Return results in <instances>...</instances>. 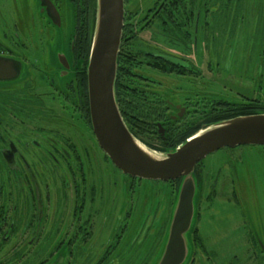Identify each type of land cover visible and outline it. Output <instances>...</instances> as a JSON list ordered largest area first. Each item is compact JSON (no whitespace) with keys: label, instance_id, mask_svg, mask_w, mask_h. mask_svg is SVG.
Listing matches in <instances>:
<instances>
[{"label":"flooded vegetation","instance_id":"1","mask_svg":"<svg viewBox=\"0 0 264 264\" xmlns=\"http://www.w3.org/2000/svg\"><path fill=\"white\" fill-rule=\"evenodd\" d=\"M67 1L72 12L66 18L60 12L59 0H0V57L20 62L16 80L0 81V252L2 247L12 242L9 236L20 232L18 243L11 246L10 252L0 255V264H81V255H84L81 262L90 264L93 256L84 254L87 245L94 243L99 231L101 233L110 227V233L104 242L105 253L99 255L95 264L104 263L108 259L106 254H111L124 235L126 224L120 226L118 223L115 227L114 221L118 222V218L109 221L110 215L107 212L102 215L103 224L97 222L99 211L96 208L95 184L92 181L86 183L76 144L65 137L59 123L52 122L59 114L49 107V94L42 92L35 96L31 92L33 87L28 84L30 73L38 72L47 78V81L40 83L48 88L58 89L57 92L62 95H66L71 86L76 88L74 93L78 97L73 112L87 122L92 132L86 67L81 63L82 49L78 39V36H88L89 33H80L76 26L77 22H88V13L83 16V20L80 11L83 0ZM84 1L87 4L88 0ZM182 2L184 1L171 0L166 4L163 0L157 1L155 16L160 23H166L163 19L167 17V9L170 7L173 36H157L155 49L133 47V52L140 55L138 61L130 55L131 51H127L126 65L138 76L137 90L143 96L139 98L138 105L129 104L131 111L141 112V117L135 119V115L128 112L126 119L122 117V120L143 145L152 143V139L159 144V138L168 132L186 133L195 128V132H198L219 118H233L237 114L264 110V105L256 97V88L253 90L252 83L249 82L252 77L247 80L246 71L242 68L241 77L237 75L240 71L238 59L244 55L245 45H252V36H255H242V19L244 16L250 17L247 11L242 14V0H202L195 12L193 0L186 4ZM49 3L57 12L59 26L54 23L55 15L53 14L54 20L51 17ZM253 13L256 16L255 11H250L249 14ZM199 21L201 36L198 33ZM244 21L250 27V21ZM63 23V29L70 27L67 53L57 54L55 57V53L48 55L46 52L47 62L50 64L52 59L56 70L46 72L41 66L31 61L29 63L27 58L36 55L29 54L30 47L27 43V36H31L33 41L34 27L42 29L37 36H49L50 27L55 30ZM40 40L42 39L38 40L40 52H44V41ZM125 44L129 49L132 48L129 42ZM190 54L195 57L196 63L189 59ZM41 56L45 55L42 53ZM59 57L65 59L66 66L59 62ZM163 58H171L181 64H173ZM143 67L161 77L189 84L191 92L193 93V89L197 92L190 98H184L182 102H173L169 93L163 94L161 90L147 92L146 88L153 86L156 81L135 73ZM163 68L167 71H163ZM261 71L264 79V70ZM243 76L245 79L242 81ZM200 83L207 94L216 87L223 95H207L193 102L191 99L199 95ZM17 84V88H12ZM158 85L160 87L161 83ZM162 102L166 108L164 112L161 109ZM200 103H203L202 110L195 106ZM103 155L107 158L104 153ZM109 163L112 165L110 161ZM198 166L194 169V176L196 175L197 183L200 184ZM230 166L234 170V165ZM111 169L123 175L115 167ZM68 175L71 181L68 180ZM123 176L128 185L142 181ZM221 183L235 184L237 180L228 176ZM123 190L124 188L122 192ZM121 211L122 208L119 216ZM257 243L264 253L262 244Z\"/></svg>","mask_w":264,"mask_h":264},{"label":"rangeland","instance_id":"2","mask_svg":"<svg viewBox=\"0 0 264 264\" xmlns=\"http://www.w3.org/2000/svg\"><path fill=\"white\" fill-rule=\"evenodd\" d=\"M124 1L125 23L131 30L127 36H134L129 42L132 46L130 50H133V47L155 49L157 36H173L169 18L170 7H167V17H163L166 23H160L155 16L158 0ZM163 1L168 4L171 0ZM183 1L182 3L186 4L189 0ZM193 1V11L195 12L197 7L201 6L202 0ZM242 2L244 7L242 14L244 15L247 11L251 17L244 16L242 19V36H246V34H255V36H252V45L246 44L243 50L244 55L238 59L237 66H240V71L237 75L239 78L241 77L242 68L244 72L246 71L247 80L252 77V82L249 80L252 83V89L256 88V97L260 104L264 105V79L260 73L261 70H264L262 1L242 0ZM58 4L63 17L67 18L71 15V6L67 0H59ZM80 11H82V17L86 12L88 13L87 8L81 7ZM250 11H255L256 16L254 13L250 15ZM245 18L250 21V27L245 25ZM93 23L95 26V15ZM199 23L198 33L201 36V21ZM63 27L64 23L55 30L50 27L49 36H37V33L40 34L42 29L39 26L34 27L33 41L30 39L31 36H27V43L30 47L28 49L29 54L33 55L34 53L36 55L31 56L33 58H27L29 63L31 61V63L41 66V69L43 68L46 72H51L52 69L56 70V65L54 62V64L52 63L53 60L50 59V56L48 59L51 63L47 62L46 52L48 55L55 53V57L57 54L67 53V39L69 37L67 34L70 27L68 29H63ZM39 38L44 41V52H40ZM42 53L45 56L42 57ZM189 59L196 63L193 55L190 54ZM87 60L81 59V63L85 67ZM47 65H49L48 68ZM135 73H140L156 81L153 86L150 85L146 88L147 92L152 91L154 93V91L161 90L163 94L169 93L173 102H182L184 98H190L193 93L197 92L193 89L192 93L189 84L161 77L158 73L144 67ZM244 79L245 76H243L242 81ZM28 81V84L33 87L31 92L35 96H39L42 92L49 94L48 105L59 114L57 119L52 122L59 123L63 127L65 137L77 146L86 183L92 181L95 184L96 208L99 211L97 222L102 225L104 222L102 215L107 212L110 215L109 221L118 218V222L114 221L115 227L118 223L120 226L126 224L120 244L113 249L110 255L106 254V256L108 255L107 262H98L97 264H154L166 237L171 218L172 202L177 190L176 182L164 183L142 180L128 185V181L123 175L111 169L114 166L110 165L109 160L99 149L87 122L73 112V106L77 104L78 97L74 93L76 88L71 86L68 88L69 92L67 91L66 95H62V93L57 92L58 89L48 88L45 84L40 83V81H47V78L42 77L38 72L30 73ZM158 83H161L160 87H158ZM18 85H14L12 88H17ZM199 85V95L197 98L191 99L193 102L207 95L213 97L223 95L219 93L216 87L213 88V92L207 94L203 84L200 83ZM141 88L143 89V87ZM195 106L199 110L203 109V103ZM161 109L166 111L163 102ZM150 141L155 145L158 144L153 139ZM230 165H234V170ZM198 168L201 181L195 201L196 219L193 229L188 235L192 251L187 264H264V253L257 243L258 241L264 247V147L243 146L234 150L222 149L208 155ZM229 168L230 170H228ZM228 176L234 177L237 183H221ZM68 180L71 181L69 175ZM127 187L129 188L127 189ZM122 188H124L123 192ZM66 192L71 194L69 190ZM107 195L108 198L106 199ZM71 203L72 201H70ZM121 208L123 211L119 216ZM104 230L106 231L101 233L99 231L94 243H91L90 246L87 245L84 254L93 256L90 264H95L100 257L99 255L102 252L105 253L106 244L104 242L111 228ZM19 238V231L12 233L9 236V240L12 242L1 248L0 255H3L4 252H10L11 246L15 245L16 242L18 243ZM83 257L84 255H81L79 261H82ZM81 261L80 263L84 264Z\"/></svg>","mask_w":264,"mask_h":264},{"label":"water","instance_id":"3","mask_svg":"<svg viewBox=\"0 0 264 264\" xmlns=\"http://www.w3.org/2000/svg\"><path fill=\"white\" fill-rule=\"evenodd\" d=\"M124 7V0H96L95 26L86 64L91 129L100 150L123 175L164 183L179 180L164 244L154 264H187L192 251L188 235L196 219L199 189L195 167L208 155L225 148L264 147V113L213 123L165 153L143 145L125 126L115 99ZM50 11L53 20L55 15V25L59 26L57 12L51 4ZM58 59L67 65L63 57ZM163 59L181 64L171 58ZM19 72L20 62L0 57V81H14Z\"/></svg>","mask_w":264,"mask_h":264},{"label":"trees","instance_id":"4","mask_svg":"<svg viewBox=\"0 0 264 264\" xmlns=\"http://www.w3.org/2000/svg\"><path fill=\"white\" fill-rule=\"evenodd\" d=\"M181 1V0H179ZM125 3V1H124ZM87 5V7H86ZM83 8L88 9V22L84 24L77 22V30L81 32H87L89 33L88 36H78V39L81 41V49H82V59H88L89 55V50H90V45H91V40H92V35H93V22H94V15H95V10H96V0H88L87 4H85V1L83 0V3L81 5ZM125 9H124V19H123V27H122V37H121V42L119 46V52L117 55V69H116V78H115V99L116 103L118 106V110L120 112L121 117H124L126 119V113L134 114L135 119H139L141 117V112L139 110H133L129 108V104H135L138 105L139 98L142 97L143 93H141L139 90H137L138 87V76L134 74L130 68V66L126 65L127 61V51H131V56L136 59V61L139 60L140 55L133 52V50H130L126 44L124 45L125 42H130L131 39H133L134 36H127L130 34V27L128 24L125 23ZM83 19V17H82ZM91 21V22H90ZM90 23V24H89ZM143 62H140V64ZM163 71H167L165 68L162 69ZM145 95V93H144ZM148 97V96H146ZM130 105V106H131ZM260 110V108H259ZM262 110V109H261ZM165 109H162V112H164ZM262 112L264 113V110L262 111H253L251 113H241L234 115V117L237 116H245V115H251L254 113ZM232 117L226 116L219 118L218 121L226 120ZM213 124V123H212ZM211 125V124H210ZM197 128L191 129L187 131L186 133H178V132H171L167 133V135H164L163 137L159 138L160 143L155 145L153 143L145 145L147 148L159 152V153H165L170 150H174L177 146L181 145L183 142H185L189 137H191L193 134L197 133L195 132ZM130 131V130H129ZM181 132H184L181 131ZM131 133V131H130ZM133 136L134 134L131 133ZM135 137V136H134ZM137 140L140 141L139 138L135 137ZM199 163L198 165H200ZM196 176V175H195ZM197 180V177H195ZM198 181V180H197ZM177 187L179 185V180L176 181Z\"/></svg>","mask_w":264,"mask_h":264}]
</instances>
